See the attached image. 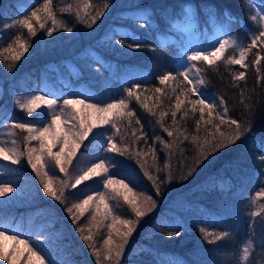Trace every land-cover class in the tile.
I'll return each instance as SVG.
<instances>
[{
    "label": "trees",
    "instance_id": "trees-1",
    "mask_svg": "<svg viewBox=\"0 0 264 264\" xmlns=\"http://www.w3.org/2000/svg\"><path fill=\"white\" fill-rule=\"evenodd\" d=\"M45 2L0 0V62L16 67L13 73L0 74V147L13 150L18 157L13 163L0 156V182L13 189L0 197V225L13 230L7 234L19 233L18 238L42 249L45 264L48 260L51 264H264V238H258L244 259L241 255L243 242L250 235L246 225L251 216L255 236L264 234V163L260 160L264 155V41L249 47L252 39L247 27L253 28L255 13L252 0H51L56 26L49 19L41 29L31 18L37 34L30 36L18 21L42 9ZM189 6L195 9L200 26L214 30L212 26L217 23L244 36L246 67L227 62L229 57L239 59L238 51L229 48L213 65L197 62L205 89L222 98L227 112L221 107L211 114L207 108L203 113L199 107L193 110L188 101L200 99L199 94H181L187 81L177 70L186 36L175 20L186 19ZM225 10L230 16L224 15ZM97 13L102 15L87 27L90 17ZM38 15L42 21L46 17L43 11ZM142 17L147 18V24ZM68 27L73 31L68 32ZM49 28L53 29L50 37L46 34ZM168 33L175 37L163 38ZM133 37L141 42L135 51L119 43L132 44ZM17 38L28 51L13 61L10 57L20 51ZM9 46L11 51H5ZM169 72L175 80L160 84L159 77ZM240 72L245 73L242 80L238 79ZM129 88L135 89L139 100L127 97ZM156 88L161 91L156 92ZM34 95H48L61 106L67 98L87 97L86 102L93 103L125 99L128 108L124 111L133 115L116 120L122 135L111 125L93 129L71 164L65 149L61 156L65 172H60L59 165L45 153L41 161L45 167L38 177L27 159L28 149L38 147V142L14 126L28 122L38 127L43 120L50 121L43 103L30 115L20 107ZM177 96L184 101L179 110L175 108ZM220 113L225 119H237L248 130L240 140L231 143L232 129L227 125H219V131L213 127ZM86 116L65 108L61 127L66 131ZM164 128L173 136L169 137ZM220 132L228 137L224 140L227 146L212 148ZM145 133L147 139H141ZM109 139L119 152L107 150ZM58 150L59 146L53 149ZM37 154H33V163ZM101 159L108 171L71 187ZM106 178L123 180L132 191L126 196L118 182L105 188ZM41 180L50 183L60 200L43 191ZM97 193L104 194L108 209L101 204L93 221L95 204L100 203L94 199L84 216L74 222L67 208ZM253 195L257 209L248 203ZM149 196L151 201L145 199ZM131 200L154 211L147 212L149 219L142 223L143 228L134 226L136 235L128 248L124 246L121 256L109 257L108 249L123 242L118 232L126 228L118 221L134 222ZM247 208L252 211L249 217ZM107 212L111 215L102 219ZM73 214L79 215L76 209ZM89 231L92 239L85 241L83 236ZM170 231L178 234L169 237ZM207 233L213 235L205 239ZM221 233L227 235L215 239ZM109 235L113 243L106 245ZM37 240L48 241V247H41Z\"/></svg>",
    "mask_w": 264,
    "mask_h": 264
},
{
    "label": "snow or ice",
    "instance_id": "snow-or-ice-1",
    "mask_svg": "<svg viewBox=\"0 0 264 264\" xmlns=\"http://www.w3.org/2000/svg\"><path fill=\"white\" fill-rule=\"evenodd\" d=\"M249 3H251V0H249ZM39 11H43L46 13V17H44V20L42 21L41 16L38 15ZM186 11V10H185ZM264 12V10H261ZM102 15V13H97L95 16L90 17V23L87 24V27L91 28L95 23L98 17ZM224 15L230 16V13L225 10ZM31 18H35L36 22L39 23V26L41 29L45 28V21L46 20H52L53 27L56 26V19L51 11V0H46V2L43 5L42 9H38L36 11L31 12V16L25 19H22L18 21V23L26 28L28 30V33L30 36H35L37 34V30L33 27ZM142 19H145V24L148 23L146 17H142ZM214 19V18H213ZM255 19V17H254ZM261 19H264V16L261 17ZM180 22H176L178 25ZM145 25H140V27H144ZM2 27V26H0ZM68 32H72L73 28L68 27L66 28ZM47 36L53 35V29L49 28L46 30ZM134 43L132 44H125L124 41H119L122 47H127L132 49L133 51L139 49L141 47V42L135 41V38L133 37ZM257 41H264V31H260L259 35H254L251 40V47L252 45H256ZM16 43L19 45L20 51L14 55H12L10 58L13 61H19L21 57L28 51V46L24 43L19 42V38H17ZM234 45L228 40L223 39L218 41V46L213 45L212 50L208 49H193L191 53H186L184 56V59L190 62H198V61H207L209 65L215 64L217 60H220L221 57L224 55L225 51L229 47H233ZM5 51H11V46H9L8 49H5ZM248 49H241L239 54V59L235 57H229L228 63L229 64H239L242 67H246L244 60L245 55ZM259 58H257L256 63H259ZM193 70H195L196 74L200 73V69L196 66L195 63H191L190 65H184L182 69H178V73L180 76L183 77V81H187L186 84H183L181 89V94L184 92H187L189 96L193 94H199L200 96H203V93L200 92V85L204 83L201 79L193 80ZM245 73L240 72L238 79H244ZM160 84H165L166 81L169 80H175V77L172 76L171 72L168 74H163L159 77ZM183 83V82H182ZM188 85H192L191 88L188 87ZM136 87H139L138 85ZM156 92H160V88L155 89ZM175 91V89H173ZM72 95H79V94H72ZM127 97L132 98L135 97L137 100L140 99V96L137 94L134 88H129L127 90ZM89 98H67L62 100V106L58 105L57 99L49 98L48 95H34L30 100H28L26 103H23L20 105L22 109H27V113L30 115L32 113H36L38 109L41 108V104L43 103L46 105V108L48 110V115L50 116V121L48 119H45L42 121L40 126H33L28 122H22L17 123L14 126L21 130H26L29 133L28 139L32 141L38 142V147H33L28 149L27 153V159L28 163L31 165L32 169L35 170L36 175L39 177L41 174V170L45 167L44 163H42V157L47 154L48 157H51L56 165H59V171L65 172L66 169L61 163V156L65 153V149H68L67 152V163H72V158L76 155L77 149L81 146V143L89 137L90 133H93V129L104 126V125H111L113 129H115L117 134L120 133V129L116 126V120L120 119L121 117L128 116L131 117L133 113L131 111L125 112L124 109L128 108V104L126 103L125 99H119L117 102H107V103H101V102H95V103H89L86 102ZM193 106V110H196L197 107H199V111L201 113L204 112L205 108L209 110V114H211L212 110H214L219 105L213 104V103H206V98H200L196 100H189L188 101ZM184 103L180 99L179 96L176 97V104L175 108L179 110L181 108V105ZM224 101L220 100L219 104L223 105ZM82 105L85 109L91 110L92 113L95 114V118L89 121L88 119L81 117L78 122H74L72 124V127L67 129L66 131L61 127V116L64 115V109L65 108H72L74 112L77 111L76 106ZM224 112H227V109H224ZM176 112L172 113V117L175 118ZM219 121L217 124L213 125L219 131V125H227L229 128L232 129V132L230 135L232 136L231 143H235L237 140H240L242 136L248 131L241 122H239L237 119H225L224 113L219 114ZM75 119V118H73ZM201 119H203V115H201ZM67 121H65V124ZM136 123L139 124L140 121L137 119ZM211 123V121H209ZM197 124H199V121H197ZM164 131L167 132V135L169 137L173 136V132L169 131L167 128H164ZM71 137V139H70ZM47 139V143H45V140ZM141 139L146 140L147 134H143L141 136ZM228 139L227 136L223 132H220V138L216 140L215 143L211 145L212 148H217L218 146H227L224 144V140ZM108 144V151L110 152H119L120 149L117 148L116 143L112 142L111 139L107 141ZM59 146L58 151H53L54 148ZM150 151L152 149H149ZM35 155V161L36 163H33V154ZM123 154V153H122ZM0 156L3 157L5 160L11 159L13 163L18 162V157H16L15 152L11 149H5L4 147H0ZM260 160L262 163H264V155L260 157ZM199 162V161H197ZM37 164H40V167H37ZM101 171H108V169L105 167V162L103 159L100 160L98 163H93L91 167H89L86 171L83 172L82 175H79L78 179H76L75 184L71 185V187L75 188L77 185H80L82 181H87L91 177H99L101 175ZM45 175H48L47 172L44 173ZM149 179H153L151 176H149ZM114 182H118L123 184L125 188H128L129 191H132V189L129 187L127 183H125L123 180L120 181H114L113 179H104L103 185L104 187H108L109 185L113 184ZM41 183L43 184V191L51 197H55L57 200H60V196L56 195V192L52 190L50 183H45L43 180H41ZM155 184V181H153ZM12 187L3 184L0 182V197H4L6 193L12 192ZM159 189L157 188V192ZM63 195V193H61ZM99 199L100 203H97L95 205V213L92 215V220H96V214L100 213V205L103 204L105 209H108V204L104 203L105 197L103 193H97L96 197L93 195H87L86 198L82 199L79 203H74L72 207L67 208V212L69 214H72L73 221L79 220L82 216H84L85 212L88 210L87 206L90 204V202H93L94 199ZM127 200V197H125ZM146 200L151 201V197H145ZM129 203L132 205V211L135 213L137 218L144 217L147 212L151 211V208L148 207H140L136 205L135 200L129 201ZM152 206H155V202H152ZM73 209H76V212L79 213V215L73 214ZM108 215H111V212H107L102 219H106ZM118 219V218H117ZM120 224L124 225L126 228V231H123L122 233L118 232V234L121 236L122 243H117L114 245V247H110L108 249V256H115L120 257L125 244L128 242V238L132 235V232L134 230L133 228V222L131 220H119ZM111 227V226H110ZM13 230L9 228H5L4 225H0V260L9 261V264H20V260L23 257L24 253L27 252V264H32L33 258L38 262V264H45L46 257L43 254L42 249H36L34 246H30L28 239H20L19 233H13L11 235H8L6 233L12 232ZM79 231L83 234L84 229L80 228ZM203 231V230H202ZM178 233L176 232H168L167 235L169 237L176 235ZM213 235L212 233H207L205 235V239H207L208 236ZM227 235V233H221V235L215 236V239L219 240L221 236ZM83 239L85 241H90L92 239L91 231H89L88 235H84ZM5 240L14 241L16 245H19L21 247H13L11 254H9L7 250V246L3 243ZM37 243H42V240H37ZM104 243L106 245L112 244L111 235H109V239L105 240ZM247 251V249H245ZM98 254V253H97ZM47 264H51V261L48 260Z\"/></svg>",
    "mask_w": 264,
    "mask_h": 264
},
{
    "label": "rangeland",
    "instance_id": "rangeland-1",
    "mask_svg": "<svg viewBox=\"0 0 264 264\" xmlns=\"http://www.w3.org/2000/svg\"><path fill=\"white\" fill-rule=\"evenodd\" d=\"M252 2L255 5V13L252 14L253 17H255L254 19V26L252 27H247L248 30V35L249 37L252 39V37L254 35H258V29L260 30H264V19H261L262 16H264V12H262L261 10H264V0H252ZM188 10V16L187 18H183V19H178L175 20L176 22H180L178 24V26L183 29V31L185 32V36H186V43L185 45H182V50H183V54L181 55L179 61H178V66L180 69L183 68L184 65H190L191 63H195L196 66L200 68L199 66V61L197 62H190L187 61L186 59H184V56L186 53H191V51L193 49H208V50H212V46H218V41L219 40H223V39H228L234 46L233 47H229V49L232 50H237L238 51V55L240 54L241 49H243V47L245 46V39L244 36L242 37V35H238L237 33L232 32L229 29L223 28L220 26V24L216 23V26L213 25L212 27L214 28V30H208L206 28V26L204 24H202L201 26L199 25V21L198 18L196 16V12L195 9H193L191 6H189L187 8ZM168 36H164L163 38H167V39H173L175 36L173 34L168 33ZM176 40V39H175ZM237 46V48H236ZM204 62V61H202ZM207 62V61H206ZM16 67L15 65L12 64H2L0 62V74H9V73H13L16 70H14ZM193 80L195 81L196 79H201L204 81L202 73L200 71L199 74L195 73V70H193ZM205 83L200 85V92L203 93V96H200L201 98H206V102L207 103H213V104H217L219 105L218 107H221V109L225 108V105L223 103V105H220L219 102L220 100H222V98H220L219 95H217L216 93L212 92V91H208L207 89H205ZM89 102V101H88ZM89 103H93V102H89ZM77 107V111L81 112L85 115H87L85 118L90 120V118L94 119L95 118V114L91 112V110L89 109H85L82 105L80 106H76ZM119 186L123 189V191L125 192L126 196L129 195L130 191L128 190V188H125L122 184H119ZM260 191L257 192L256 195H258ZM264 192V191H262ZM251 198L253 200H251ZM255 196H250L249 200V204L252 205L253 204V209H257V201L255 200ZM93 205V204H92ZM96 205V204H95ZM158 205V203H157ZM157 207V206H156ZM154 210L150 211L153 212ZM247 212H248V217L250 216V214H252V211L247 208ZM149 213V212H148ZM176 213V212H175ZM164 216V212H161V218ZM132 220H134L133 222V232L132 235L128 238V242L127 244H125V247L128 248V246L131 245L132 239L134 238V236L136 235L135 232V225L137 224L139 226V228H143L144 226H142V223H147L149 216L146 214L144 217L142 218H137L136 215L133 216ZM252 216L250 217V223L247 224V230L248 232H246V234L248 233V238L246 239V241L244 240L243 242V247L241 248V252H242V257L244 259V257L246 256V254L250 251H253L255 248V245L257 243L258 238H264V234L263 235H259V236H255L254 231L256 230V226L253 224L252 222ZM166 220V219H165ZM167 221V220H166ZM126 231V229L124 230ZM7 234V233H6ZM3 243L7 246V250L9 252V254H11L13 247H21L19 245H16L14 241H10V240H5L3 241ZM47 243H49L48 241H43L42 243H40L41 247H46ZM32 246V244L30 245ZM48 247V246H47ZM245 249H247V251H245ZM27 256L28 253L25 252L23 257L20 260V264H27ZM147 256H141L142 260L144 259H148L146 258ZM117 258V257H116ZM180 258V257H179ZM99 260V259H98ZM179 261L181 263H184L183 260ZM0 264H9V261H4V260H0ZM32 264H38V262L35 260V258H33ZM185 264V263H184Z\"/></svg>",
    "mask_w": 264,
    "mask_h": 264
}]
</instances>
